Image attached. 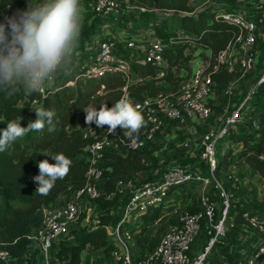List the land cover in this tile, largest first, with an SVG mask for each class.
Segmentation results:
<instances>
[{
	"label": "trees",
	"instance_id": "16d2710c",
	"mask_svg": "<svg viewBox=\"0 0 264 264\" xmlns=\"http://www.w3.org/2000/svg\"><path fill=\"white\" fill-rule=\"evenodd\" d=\"M33 2L40 3L41 0ZM29 3L30 0H0V23L5 22V17H10V5L26 10ZM140 4L174 13L177 29L191 37L195 46L191 47L187 42L166 51V76L159 85L151 79L156 76L155 67L142 59H136L132 63V74L137 79L128 85L129 96L135 102L154 97L160 91L177 95L180 79L176 72L182 68L191 69L197 48L201 46L215 57L227 48L238 33L236 26L216 19V11L222 7V3L196 12L191 8V0H140ZM81 74L82 66L71 63L55 79L44 98L37 92L25 95L18 91L12 97L0 92V133L10 120L19 122L22 118L21 126L27 127L29 121L37 119L35 111L38 109L55 113L51 130L46 125L43 130L28 133L0 152V243L21 264H36L35 252L31 253L33 260L25 259L30 256L31 241L28 237L31 231L42 226L44 211L55 205L62 195L78 190L88 182V162L84 151L89 144L99 139L102 128L95 123L86 124L83 109L89 104L96 106L97 110L103 104L111 108L122 98L123 88L127 85L121 74H110L99 80H84ZM213 78L214 83L224 89L233 76L222 68ZM35 100H38L36 105ZM250 118L257 121L259 129L243 124L230 128L223 139L228 143L227 148L222 149L223 155H220L222 152L219 149L216 174L234 166L246 169L251 176H259L264 180V110L253 111ZM94 127H97L95 135L85 138V130ZM145 128L143 125L136 134L140 135ZM157 151L158 147L147 145L141 150L120 149L106 154L104 166L108 171V180L103 190L107 195L113 194V197H101L94 203L101 222L99 225L92 223L79 230L73 229L68 237L58 240L52 250L51 264H87L94 251L112 245L108 230L118 226L122 232H130L134 236L138 261L151 253L147 235L164 219V207L152 208L142 214L138 225L122 223V219L127 200L145 182L158 179L169 166L160 164ZM58 153H63L72 161L69 172L63 179H58L46 195L36 193L39 185L32 178L39 175L38 163L47 159L54 164L51 157ZM203 165V174L208 176L207 166ZM120 182L130 183L131 187L120 188ZM254 209L256 214L261 211L258 206L246 207L234 203L229 216H235L236 223L243 224L241 219H247L244 215ZM262 219L261 224L264 226V213Z\"/></svg>",
	"mask_w": 264,
	"mask_h": 264
},
{
	"label": "built area",
	"instance_id": "2783aa9c",
	"mask_svg": "<svg viewBox=\"0 0 264 264\" xmlns=\"http://www.w3.org/2000/svg\"><path fill=\"white\" fill-rule=\"evenodd\" d=\"M87 1L91 4L95 16L109 18L114 27L122 26V38L120 41L114 37L102 38L97 49L88 52L82 64L81 78L99 80L110 74H121L127 81V85L123 88L122 98H128L133 105H140L146 128L140 135L133 134L131 137H126L123 135L127 131L126 129L117 127L115 133H109L106 125L102 128V135L99 139L85 148L84 154L88 162L87 184L78 190L67 193L64 204L56 202L55 205L46 209L42 226L31 231L28 237L31 241L30 256L25 259L33 260L31 253L35 252L36 264H51L55 243L68 234L71 226L81 218L91 220L93 225L100 224L99 213L91 203H95L101 197H113V194L107 195L103 190V186L108 180V171L105 169L104 160L109 151L120 149L134 151L141 150L147 145L155 146L159 135L166 130L170 122H175L178 126L183 127L188 121L195 118H200L203 121L210 119L212 113L209 104L215 95L213 77L222 68L231 73L245 75L253 70L259 57L257 45L260 39L259 23L264 20V0H214L205 7L218 3L223 4L217 9L215 17L217 20H224L237 27L238 33L234 40L215 57H212L208 50L199 46L196 52L201 51L203 58L196 60L189 77L180 80L177 95L160 91L154 97L135 102L130 98L128 92V85L137 79L132 74V63L136 59H142L155 67L156 76L151 79L159 85L166 76L168 66L165 59L166 51L187 42L193 47L195 42L177 27L172 35L170 30H164L166 34H170L167 40L157 38V29L155 28L161 25V16L164 14L173 16L174 13L150 9L140 4V0H133L136 2L135 7L127 0ZM193 1L191 0V4ZM227 2H232L238 8H231ZM246 6H252L253 10L248 11ZM17 10L19 9L14 5H10L8 14L12 16ZM144 14H152L153 18L157 17L155 20L157 26L155 28L151 25L147 26L144 42H138L140 34L136 32L133 24L135 20L141 22L140 16ZM183 70V68L178 69L177 75L179 71ZM55 79L37 92L42 98L45 97ZM263 87L264 64L259 79L244 97L237 110L226 121H221L224 124L223 127L220 130H208L203 135L197 149L198 154L193 156H198L200 163L207 166L209 176L196 171L191 164L187 166L169 165L162 171L158 179L145 182L127 200L122 223H131L129 221L131 215L136 219L152 208L165 207L169 197L174 193H179L186 185L200 183L205 190L214 178L220 142L228 135L231 127L242 124L243 114L240 113V110ZM234 90V85L230 84L224 91V95L231 98ZM36 104H38V100L34 101V105ZM243 125L255 130L259 129L257 121L251 118ZM96 128L86 129L85 138L95 135ZM223 154L224 152L220 155ZM118 187L129 189L131 184L120 182ZM215 189L218 192L219 202L214 201L208 194H203L201 197L203 210L196 213L184 212L180 217L179 226L162 236L158 246L145 259L137 260L134 236L130 232H122L118 226L108 230L113 241L112 248L95 264H206L212 249L226 236V224L234 206L233 197L226 187L216 182ZM244 216L252 220V225L264 233V226L258 218L250 216L249 213ZM138 221L133 224H139ZM204 229L207 233V244L201 252L194 255L191 252L192 245ZM17 262L20 261L14 259L0 243V264H16ZM247 264H264V245L254 250Z\"/></svg>",
	"mask_w": 264,
	"mask_h": 264
},
{
	"label": "clouds",
	"instance_id": "9594fccd",
	"mask_svg": "<svg viewBox=\"0 0 264 264\" xmlns=\"http://www.w3.org/2000/svg\"><path fill=\"white\" fill-rule=\"evenodd\" d=\"M80 0H30L26 10H17L0 23V92L12 97L18 91L32 95L52 82L62 70H67L78 48L83 27ZM85 123L99 128L108 126L109 133L117 127L127 130L131 137L144 125L139 104L133 105L128 98H121L111 108L103 104H89L83 109ZM37 119L22 127L20 121L10 120L0 133V152L30 132L41 131L53 124L54 111L38 109ZM38 163L39 175L33 177L38 183L36 193L46 195L58 179L70 170L72 161L63 153L54 154Z\"/></svg>",
	"mask_w": 264,
	"mask_h": 264
},
{
	"label": "rangeland",
	"instance_id": "374dc122",
	"mask_svg": "<svg viewBox=\"0 0 264 264\" xmlns=\"http://www.w3.org/2000/svg\"><path fill=\"white\" fill-rule=\"evenodd\" d=\"M214 0H194L191 4V7L193 10L198 11L200 8H203L209 4H211ZM228 3V2H227ZM228 5L231 6V8H234L235 5L232 2H229ZM87 6V5H86ZM248 11L253 10L252 6H246L245 7ZM85 19L83 20V27L81 32V37L79 40L78 48L76 50V53L73 57L72 64L75 65L77 63L78 65H81L84 63L86 56L88 53L86 51H83L84 41L83 38H87V35L96 34L99 35L102 32L103 26L107 25L106 27H112L116 31V28H113V23L111 20L107 17L99 18L95 15H84ZM152 14H144L141 15L140 18L142 22H144L146 25L149 23V21L154 23V28L157 26L155 20H157V17H152ZM100 19V20H99ZM92 23H96L97 28L96 31L92 29V27L88 25H92ZM138 24V22H135L133 25L134 27ZM160 27V28H159ZM159 27H156V37L167 40L169 35L173 33L175 28L177 27L176 19L174 16H171L169 14H164V16H161V25ZM170 30V34H166L164 30ZM259 33H260V39L259 43L257 45L258 50V60L256 61V65L253 68V70L245 75L239 74V73H232L233 79L228 81V85L230 84L234 85L235 90L233 92V95L231 98H227L224 95V91L227 89L225 87L224 89H220L218 87V84H215V95L212 99V101L209 104L210 110H211V118L203 121L200 118H195L190 121H188L183 127L178 126L175 122H170L167 125L166 130H164L163 133H161L157 139V144L155 145L158 147L157 156L161 159L160 164L161 165H171L174 163H179L183 166L187 165H193L195 167L196 171H200L203 173V169L205 166L204 163H199L200 158L198 156L190 155L193 153L196 149H198L199 144L201 142V139L203 135L211 129L214 130H220L224 124H222L221 121H226L227 118L230 117L232 113H234L241 102L244 100V97L247 95V93L254 87L256 81L259 79L262 70H263V64H264V20L259 23ZM107 37V36H106ZM92 42H95L99 44V41H97L95 36H92ZM104 38V37H103ZM90 46V41L87 47ZM197 58H195L191 63V69H184L183 71L178 72L179 79L187 78L191 75L193 71V66L197 62V59L203 58V53L201 51H197ZM229 72V71H228ZM231 73V72H229ZM261 99V100H259ZM264 87L260 89L257 94L252 97L246 106L240 110V113L242 115V124L246 123L251 117V114L253 111H258L259 109L264 110ZM227 141L222 140L219 145V149L222 151V149L227 148ZM219 149L217 150V159L219 157ZM207 175V174H206ZM209 176V175H208ZM247 181V182H245ZM250 181V182H248ZM216 182L220 183L226 189H229L227 186L231 185L233 187H238V185H245L249 187L250 185L252 188H254V191H257V196L261 197L262 202L259 208H261V211L259 213L260 216H263L264 213V185L261 184V178L259 176H251L249 172L246 169H243L241 167H230L229 170L221 173L216 174L214 172V178L211 180V183L209 186L204 190V187L198 183L190 184L188 185L181 193H174L172 196L173 198H184V201L180 203V210H178V214L181 217L184 212L189 211V206L194 203H199V205H202L201 197L203 194H208L211 198H213L209 193V188L213 187L215 189ZM245 182V183H244ZM248 183V184H247ZM260 187V189L258 188ZM237 189L234 190V192ZM179 195V196H178ZM246 207L256 206L254 203H244ZM91 205H94V203H91ZM171 205V204H170ZM203 207V206H202ZM201 209L200 211H202ZM199 212V211H198ZM141 216L137 217L135 219V216H130L129 221L133 224L137 220L138 223H141ZM167 218L160 221L154 228L149 231L147 235V243L150 244V247L152 249L153 246H156L159 243L160 238L162 235H160L161 231V223L166 222ZM88 224H92L91 220H86L84 217L81 218L77 223H75L73 226H71L72 231L73 229H81ZM136 225H138L136 223ZM68 232V233H69ZM63 237H68V234H65ZM112 248V245L108 246L107 248L94 251L90 255L89 262L87 264H95L97 261H99L103 256H105ZM13 264V263H11ZM16 264H21L20 262H17Z\"/></svg>",
	"mask_w": 264,
	"mask_h": 264
},
{
	"label": "crops",
	"instance_id": "0c3cea01",
	"mask_svg": "<svg viewBox=\"0 0 264 264\" xmlns=\"http://www.w3.org/2000/svg\"><path fill=\"white\" fill-rule=\"evenodd\" d=\"M127 1L129 4H132L133 6L136 4V2L133 0H127ZM80 3L82 5V14L84 19H85L84 15H94L91 4L87 0H80ZM135 13H137V11H135ZM135 22L137 21L135 20L134 23ZM138 23L140 24L135 26L136 32L140 34L137 40L138 42H144L145 36L147 35L146 28H148L147 26L149 25L153 26L152 23H154V20L153 22L149 21L147 25L142 21ZM96 25H97L96 23H92V25H88V26L92 27V29L96 31L97 28ZM106 26L107 25L103 26L102 32L99 35L92 34V35H87V38H83L84 41L83 51L85 50L86 53H88L97 49L98 44L91 41L92 36H95L97 41H100L103 37L106 36L114 37L117 41L121 40L122 26L113 27L116 28V31L112 29V27H106ZM89 41H90V46L87 47ZM61 72L58 73L56 79L60 77ZM194 154L196 155L198 154L197 149L190 155L193 156ZM261 184L264 185V180L262 179H261ZM187 186L188 185H186L179 193H181ZM227 187L229 188L228 190L233 197L234 203H238L239 205H245L244 203L246 202L254 203L258 207L261 205L262 199L260 196L259 197L257 196L258 195L256 194L257 191H254L255 189L252 188L251 185L247 187L243 184L242 185L239 184L238 187H233L231 185H228ZM258 188L260 189V187ZM235 189H237L236 190L237 192H234ZM208 193L213 197L212 199L214 201L219 202L218 192L215 191L213 187L209 188ZM172 195L169 197L167 201V205L164 207V213H165L164 219L167 218V221L161 223L162 228L160 231V235L162 236H164L170 230L177 228L180 224L179 222L180 216L178 214L179 212L178 210H180V203L184 201V198L181 197L174 199L173 198L174 196ZM66 197L67 194L62 195L57 202L60 204H64ZM188 208H189L188 212L190 213H196L201 209H203L202 205H199V203L191 204ZM248 213L250 216H255L256 218H258L260 220V223L263 222L262 216L256 214L255 209L250 210ZM241 220L243 224H237L235 221V216H229L228 222L226 224V236L224 239L220 241L219 244H217L212 249V252L209 255V259L206 262V264H247V261L251 257L254 250L264 245V233L261 232L257 227H254L252 225V220L249 219H241ZM207 241H208L207 233L206 230L204 229L196 239L195 243L192 245V249H191L192 254L195 255L201 252L203 248L206 246ZM158 244L156 246H153V248L155 249L158 246ZM148 245L152 252L154 249L150 247L149 243Z\"/></svg>",
	"mask_w": 264,
	"mask_h": 264
}]
</instances>
